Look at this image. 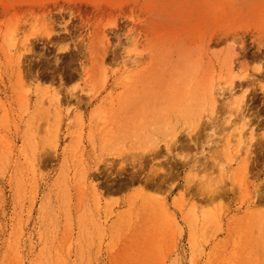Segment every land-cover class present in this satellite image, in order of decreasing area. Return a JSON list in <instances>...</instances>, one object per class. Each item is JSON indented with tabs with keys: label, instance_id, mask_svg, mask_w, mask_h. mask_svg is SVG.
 <instances>
[{
	"label": "rangeland",
	"instance_id": "obj_1",
	"mask_svg": "<svg viewBox=\"0 0 264 264\" xmlns=\"http://www.w3.org/2000/svg\"><path fill=\"white\" fill-rule=\"evenodd\" d=\"M0 264H264V0H0Z\"/></svg>",
	"mask_w": 264,
	"mask_h": 264
},
{
	"label": "bare ground",
	"instance_id": "obj_2",
	"mask_svg": "<svg viewBox=\"0 0 264 264\" xmlns=\"http://www.w3.org/2000/svg\"><path fill=\"white\" fill-rule=\"evenodd\" d=\"M236 95V93H235V90L234 89H231L230 90V92H229V97H228V99H229V101L231 102V104H234V103H236L237 105H238V102L237 101H235V100H233V97ZM209 97V96H208ZM206 98V97H205ZM203 100H205V99H203ZM210 100V104L212 105V98L211 99H209ZM208 100V101H209ZM206 101V100H205ZM209 103V102H208ZM50 105H52L55 109H58L59 110V108H60V104H59V102H58V98H54V99H52L51 101H50ZM239 106V105H238ZM60 113V112H59ZM252 131V130H251ZM244 133H239L238 134V136H237V138H238V142H239V144H240V146L243 144H245V140H244ZM250 141H251V139H250ZM228 144H229V142H228ZM227 144V145H228ZM217 217V216H216ZM221 218V217H220ZM216 219H218V218H216Z\"/></svg>",
	"mask_w": 264,
	"mask_h": 264
}]
</instances>
